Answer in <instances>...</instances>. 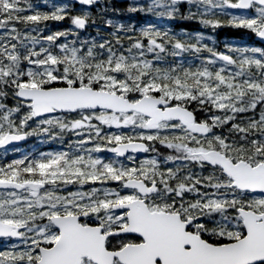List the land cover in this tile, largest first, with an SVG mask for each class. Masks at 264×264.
Instances as JSON below:
<instances>
[{"label": "snow or ice", "instance_id": "obj_1", "mask_svg": "<svg viewBox=\"0 0 264 264\" xmlns=\"http://www.w3.org/2000/svg\"><path fill=\"white\" fill-rule=\"evenodd\" d=\"M0 264H264V0H0Z\"/></svg>", "mask_w": 264, "mask_h": 264}, {"label": "flooded vegetation", "instance_id": "obj_2", "mask_svg": "<svg viewBox=\"0 0 264 264\" xmlns=\"http://www.w3.org/2000/svg\"><path fill=\"white\" fill-rule=\"evenodd\" d=\"M29 143H31V141H29ZM21 147H25V145L22 144Z\"/></svg>", "mask_w": 264, "mask_h": 264}]
</instances>
